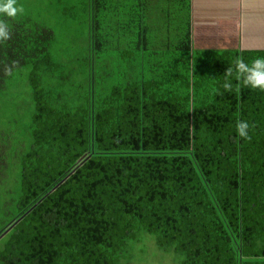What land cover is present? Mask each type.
<instances>
[{
  "label": "trees",
  "instance_id": "obj_1",
  "mask_svg": "<svg viewBox=\"0 0 264 264\" xmlns=\"http://www.w3.org/2000/svg\"><path fill=\"white\" fill-rule=\"evenodd\" d=\"M16 2L0 43V101L13 107L0 122V264H145L155 252L264 264V90L226 74L264 50H196L167 33L103 46L96 0H82L83 23L62 10L77 48L87 31L69 64Z\"/></svg>",
  "mask_w": 264,
  "mask_h": 264
},
{
  "label": "crops",
  "instance_id": "obj_2",
  "mask_svg": "<svg viewBox=\"0 0 264 264\" xmlns=\"http://www.w3.org/2000/svg\"><path fill=\"white\" fill-rule=\"evenodd\" d=\"M97 17L100 42L108 46L109 39L110 45L119 49L120 43L128 41H163L166 33L187 37L193 43L203 29L209 31L212 40L224 39L228 34L240 51L255 50L242 46L241 42L264 41V0H100ZM148 23L151 28L145 27ZM230 23L234 26L232 31ZM179 25L185 27H181L182 32ZM203 50L224 49L219 46Z\"/></svg>",
  "mask_w": 264,
  "mask_h": 264
},
{
  "label": "rangeland",
  "instance_id": "obj_3",
  "mask_svg": "<svg viewBox=\"0 0 264 264\" xmlns=\"http://www.w3.org/2000/svg\"><path fill=\"white\" fill-rule=\"evenodd\" d=\"M19 3L27 4V8L24 10V13L29 12V17L32 18L33 21L39 22L44 26H47L55 31V41L54 43L58 46L53 55L56 61L68 62L69 64L73 59H78V57H83L81 51H84V45L87 44V31L85 32L84 25H79L82 33L79 44L80 49L75 45L78 41H73L70 39V33H66L61 30L60 27L64 28L67 32H71L72 28L68 27L67 24L71 20H68L69 16L64 15L62 10L66 9V7H73V17L76 18L77 21L82 22L87 19V4L83 7L82 0H50V2L46 0H17ZM70 5V6H69ZM78 6L76 10L75 7ZM22 8V7H21ZM173 9V8H172ZM174 10V9H173ZM68 21V22H67ZM86 21V20H85ZM230 22V21H229ZM107 27V26H105ZM234 26L230 23L229 30L232 31ZM70 34V35H69ZM72 38V37H71ZM71 41V42H70ZM68 42H70L68 44ZM190 45V48L194 45L196 50H203L204 47H219L221 46L223 49L225 48H233L234 43L230 41V38L227 34V37L221 40H212L211 35H209V31L206 29L199 30L195 40L191 42H187ZM242 46H246L247 48L260 49L264 48V41H261L257 44H251L247 42H241ZM100 45V43H99ZM239 45V44H238ZM155 46V45H154ZM8 109V110H7ZM10 109H13L12 106L7 105V100L3 99L0 101V112L4 111L5 114H0V122H3L4 119L2 115L7 116ZM161 254L160 252H155V257L149 259L145 264H179V260L177 255L169 254ZM137 264L136 262H134Z\"/></svg>",
  "mask_w": 264,
  "mask_h": 264
},
{
  "label": "clouds",
  "instance_id": "obj_4",
  "mask_svg": "<svg viewBox=\"0 0 264 264\" xmlns=\"http://www.w3.org/2000/svg\"><path fill=\"white\" fill-rule=\"evenodd\" d=\"M22 12L16 0H0V43L10 38L9 24L5 18H15ZM244 86L252 89L264 90V56L253 58L250 63H245L242 59L235 61V68L226 69V74H232ZM232 84L229 80L223 83L224 89H230ZM249 125L245 121L236 124V131L239 136L246 137Z\"/></svg>",
  "mask_w": 264,
  "mask_h": 264
},
{
  "label": "flooded vegetation",
  "instance_id": "obj_5",
  "mask_svg": "<svg viewBox=\"0 0 264 264\" xmlns=\"http://www.w3.org/2000/svg\"><path fill=\"white\" fill-rule=\"evenodd\" d=\"M98 1H100V0H96V3H97Z\"/></svg>",
  "mask_w": 264,
  "mask_h": 264
}]
</instances>
